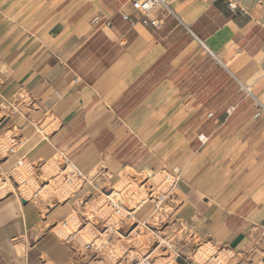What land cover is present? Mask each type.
I'll list each match as a JSON object with an SVG mask.
<instances>
[{"label": "crops", "instance_id": "crops-1", "mask_svg": "<svg viewBox=\"0 0 264 264\" xmlns=\"http://www.w3.org/2000/svg\"><path fill=\"white\" fill-rule=\"evenodd\" d=\"M134 1L0 0V180L62 154L83 181L62 200L1 191L0 264L86 259L54 228L127 168L177 175L185 254L196 237L264 264V5L167 0L152 26Z\"/></svg>", "mask_w": 264, "mask_h": 264}, {"label": "rangeland", "instance_id": "rangeland-1", "mask_svg": "<svg viewBox=\"0 0 264 264\" xmlns=\"http://www.w3.org/2000/svg\"><path fill=\"white\" fill-rule=\"evenodd\" d=\"M231 1L241 7L251 3L264 5V0ZM204 107L211 112V105L205 104ZM75 173L73 166L65 168L58 155H54L47 163L35 166H27L23 162L11 171L17 182L11 185L9 181L3 184L0 180V192L14 189L24 201H47L53 195L62 200L82 192L83 181ZM176 176L168 170L136 172L127 168L113 183H92L91 187H87L84 195L76 201V208L83 219L72 211L65 227L61 223L58 227H49L54 228L61 237L72 238L79 251L84 250L87 243L91 245L86 259L70 264H135L149 252H152L154 264H174L172 254L169 251L165 253L164 247L158 246V242L172 239L185 252L182 243L176 240L181 231L169 227V221L173 222L170 214L178 203L175 200L176 193L172 190L178 181ZM58 177H61V181ZM110 199L121 210L119 214L109 205ZM199 240L195 237L191 243ZM201 243L203 247L196 260L212 254L218 256L221 264H240L234 252L231 254L222 247L216 249L211 244ZM161 252H164L167 260L162 259L159 255Z\"/></svg>", "mask_w": 264, "mask_h": 264}, {"label": "built area", "instance_id": "built-area-1", "mask_svg": "<svg viewBox=\"0 0 264 264\" xmlns=\"http://www.w3.org/2000/svg\"><path fill=\"white\" fill-rule=\"evenodd\" d=\"M134 5L136 6L137 10L142 15L141 23L150 24L152 26H156L158 24V20L151 17V12L153 11V9L161 8L165 11H168V12L170 11L167 0H135ZM122 17L125 20L128 19V16L126 15H123ZM95 19H98V18L95 17ZM209 53L210 55H213L211 51H209ZM198 140L200 142H205L207 140V137L204 136L203 134H200L198 136ZM59 157L61 158L62 163L65 165V168L72 166V163L68 158H66L62 154H60ZM22 164H23V161H19L17 163V165H22ZM173 188H176V183L173 186ZM158 203L160 202L158 201ZM109 205H111L112 209L115 210V213L119 214L121 212L117 204L113 203L111 199L109 201ZM65 224H67V222L62 223L63 226ZM144 228H147V227H144ZM166 239H169V238H166ZM161 245L164 247L165 253L169 251L172 254V261H174V264H221L220 261H218V256L217 255L213 256L212 254L209 255L207 258H203L199 261L195 259L198 253H200V249L203 247L200 240L197 243L192 244L189 254H185L180 248H178L177 244L172 239L161 240V242H158V246H161ZM90 247L91 245L89 243H87L85 246V248H90ZM223 249L227 251L228 253H231V254L233 253L228 248H223ZM164 252H161L162 254H159V255L162 256V259L167 260L168 258L166 257L165 254H163ZM151 254L152 252L145 254L141 259H138L135 262V264H154V260H153V257H151ZM254 257L252 258L253 260L251 259L252 261L255 260Z\"/></svg>", "mask_w": 264, "mask_h": 264}, {"label": "bare ground", "instance_id": "bare-ground-1", "mask_svg": "<svg viewBox=\"0 0 264 264\" xmlns=\"http://www.w3.org/2000/svg\"><path fill=\"white\" fill-rule=\"evenodd\" d=\"M18 170V169H17ZM18 174H20V172L18 171ZM58 179L60 180L61 177H58ZM55 181V180H54ZM61 181V180H60ZM56 182V181H55ZM62 183V182H61ZM26 185V184H25ZM54 185V184H53ZM23 187V186H22ZM56 188V187H55ZM54 190V189H53ZM22 191V190H21ZM118 194V193H117ZM136 238V237H135Z\"/></svg>", "mask_w": 264, "mask_h": 264}]
</instances>
